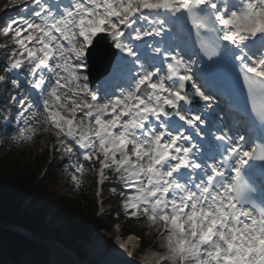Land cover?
Returning a JSON list of instances; mask_svg holds the SVG:
<instances>
[{"label":"snow or ice","instance_id":"snow-or-ice-1","mask_svg":"<svg viewBox=\"0 0 264 264\" xmlns=\"http://www.w3.org/2000/svg\"><path fill=\"white\" fill-rule=\"evenodd\" d=\"M9 6L28 15L0 28L13 41L11 48L0 44L8 50L4 71L23 70V83L36 94L35 105L13 97L17 115L42 111L64 153L99 164L101 183L107 170L122 190L134 192L124 193L122 207L163 228L167 243L155 254L161 264H264V194L254 196L252 172L259 161L264 177V0H9ZM170 22L189 28L197 51L168 44ZM105 45L115 50L114 61L93 88L91 61ZM194 57L211 63L196 69L201 59ZM212 65L230 66L242 78L261 126L259 149L245 146L246 135L233 139L223 131L201 142L207 121L188 106L211 99L195 75ZM20 122L18 139H33L36 129L26 118ZM75 171L83 173L84 165Z\"/></svg>","mask_w":264,"mask_h":264},{"label":"trees","instance_id":"trees-1","mask_svg":"<svg viewBox=\"0 0 264 264\" xmlns=\"http://www.w3.org/2000/svg\"><path fill=\"white\" fill-rule=\"evenodd\" d=\"M0 0V6H1ZM0 74L6 77L0 82V112L5 106L4 91L8 88L7 74L0 64ZM4 135L0 146V209L10 212L22 219L20 202L22 197L30 198V206L42 201L54 210L73 227L88 226L93 222L97 212V196L84 186L76 189L71 195L58 191L57 181L47 170L54 167L60 156L56 146L50 147L52 134H44L37 139L33 148L22 143H13ZM106 202L116 206L121 230L133 232L141 240V246H152L154 239L146 234L143 221L139 218H125L121 213L117 197L108 195ZM36 212L43 211L35 210Z\"/></svg>","mask_w":264,"mask_h":264},{"label":"rangeland","instance_id":"rangeland-1","mask_svg":"<svg viewBox=\"0 0 264 264\" xmlns=\"http://www.w3.org/2000/svg\"><path fill=\"white\" fill-rule=\"evenodd\" d=\"M25 95L26 94L23 95V98L25 97ZM25 118L29 121L30 126L34 127L36 131L46 129L49 125L45 122V117L43 115L41 116L39 110H32L31 114L25 113L24 116L21 117V119H25ZM69 118L72 117L69 116ZM50 128L51 127L49 126V129ZM78 153L79 152H75V154L71 158H69L68 164L59 163V165H57L51 170V172L57 176L59 190L64 189V191L67 192L72 177L78 175V172H76L75 169L78 166L83 165L82 160L78 157ZM60 167H63L64 169L61 170ZM84 171H89V168L87 167ZM26 203L27 202L24 201L23 206H25ZM39 204L40 206H43L41 205V203ZM46 209L49 212L48 216L46 217V224H44L42 229L39 231V234L41 236L40 239H44L46 242H52L54 241L53 237H56L62 241L71 243L72 245L74 244L75 246H78L80 244L78 247L82 249L77 248V250H80L81 254L84 255L87 252L85 246L87 240L93 241L94 239H98L99 241H101L102 245L106 244L107 246L106 248H110L109 245L110 246L112 245L113 248L114 246H116V244H119V241H121L120 238L115 237V235L112 233V231L117 229L115 225L113 227L111 226V228L107 230L98 229L94 231L87 228V226L73 227L69 222L63 219L53 208L46 207ZM152 226L155 228V230L160 231L161 233L164 231L163 228H160L158 225H152ZM160 236L162 238V244L163 246H165L167 241L161 234ZM32 244L41 245V243H39V241L36 240H34ZM132 246H133L132 248L136 250V245H132ZM112 248L109 249L108 251L109 253L112 252L113 250ZM129 249H131V247ZM143 255L144 254H138L137 257L134 259V261L129 264H135V263L146 264V262L143 261ZM123 257L124 259L126 258V256Z\"/></svg>","mask_w":264,"mask_h":264},{"label":"bare ground","instance_id":"bare-ground-1","mask_svg":"<svg viewBox=\"0 0 264 264\" xmlns=\"http://www.w3.org/2000/svg\"><path fill=\"white\" fill-rule=\"evenodd\" d=\"M132 242H133V239L130 236L126 238L125 241H122V240L119 241V244H117L116 246L112 248L113 250L111 253L109 252L104 253L102 249L100 250L101 241L95 240L94 244L89 249V258L92 261H94L95 264H124V263L128 264L127 263L128 261L124 260L123 256L126 255V253L129 255V253L132 252V247L131 249H129L130 248L129 246L132 244ZM121 244L125 245V247L121 248L120 247ZM125 249H127V251L126 253H123L122 251H124ZM54 251H56V249H54ZM55 257L56 258H54V260H57L55 261L56 264H64V261L62 260L60 261V258L58 257V255H55ZM123 260H124V263H123Z\"/></svg>","mask_w":264,"mask_h":264}]
</instances>
